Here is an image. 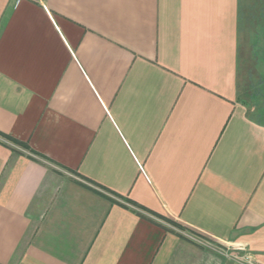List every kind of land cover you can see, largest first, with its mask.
I'll use <instances>...</instances> for the list:
<instances>
[{
    "label": "crops",
    "instance_id": "0c3cea01",
    "mask_svg": "<svg viewBox=\"0 0 264 264\" xmlns=\"http://www.w3.org/2000/svg\"><path fill=\"white\" fill-rule=\"evenodd\" d=\"M0 264H264V0H0Z\"/></svg>",
    "mask_w": 264,
    "mask_h": 264
},
{
    "label": "rangeland",
    "instance_id": "374dc122",
    "mask_svg": "<svg viewBox=\"0 0 264 264\" xmlns=\"http://www.w3.org/2000/svg\"><path fill=\"white\" fill-rule=\"evenodd\" d=\"M256 70H257V68H256ZM188 233H190V234L192 233L194 235V237H196L197 240H199L202 243L206 244L205 245L206 248H209L210 250H213V251H216V252L220 251L223 254H226V253L228 254L229 253V255L233 254V256H238V257L242 256V254L240 253L241 252L240 249L234 250V249H230L229 247H227L225 245L214 244L213 242L208 240L206 237H204L201 234H198V233H196V232H194L192 230H191V232L188 231Z\"/></svg>",
    "mask_w": 264,
    "mask_h": 264
},
{
    "label": "trees",
    "instance_id": "16d2710c",
    "mask_svg": "<svg viewBox=\"0 0 264 264\" xmlns=\"http://www.w3.org/2000/svg\"><path fill=\"white\" fill-rule=\"evenodd\" d=\"M5 137H7L8 139H10V140H12L13 142H15V143H17V144H20V145H25V143H22V142H20V141H16L15 139H13V138H11V137H9V136H5ZM120 197V196H119ZM131 203H133V202H131ZM134 205H137V204H135V203H133ZM138 207V206H137ZM154 213V212H153ZM159 217H161V216H159ZM167 221H169V220H167Z\"/></svg>",
    "mask_w": 264,
    "mask_h": 264
}]
</instances>
